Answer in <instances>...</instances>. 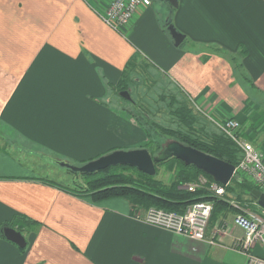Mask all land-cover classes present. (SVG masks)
I'll return each mask as SVG.
<instances>
[{
  "label": "crops",
  "instance_id": "obj_1",
  "mask_svg": "<svg viewBox=\"0 0 264 264\" xmlns=\"http://www.w3.org/2000/svg\"><path fill=\"white\" fill-rule=\"evenodd\" d=\"M110 2L0 0V226L16 213L38 223L23 233L25 251L0 236V264H247L231 248L243 229L223 225L242 212L231 203L213 210L210 244L136 219L126 199L93 202L32 174V158L56 171L51 163L144 143L115 98L137 56L190 105L240 120L241 134L264 152V0H152L119 30L100 14ZM170 23L185 35L179 45ZM230 182L223 197L264 216L256 198L233 194L256 185L242 174Z\"/></svg>",
  "mask_w": 264,
  "mask_h": 264
},
{
  "label": "trees",
  "instance_id": "obj_2",
  "mask_svg": "<svg viewBox=\"0 0 264 264\" xmlns=\"http://www.w3.org/2000/svg\"><path fill=\"white\" fill-rule=\"evenodd\" d=\"M136 58L137 60H135L134 57L128 62L123 72L122 82L118 83L119 91L128 88L129 84L127 83L126 85H123V82L132 79L128 76L130 70H136V68H138V56ZM138 80L139 78H134V81ZM184 98L185 100H183V102L179 104V107L174 110L182 124V128L176 129L159 126L157 132L165 133V136L168 137L177 136V139L187 145H191L206 153L212 154L234 164L235 166L238 165L243 154L235 142L217 127L216 130L212 129L206 131L204 130V124H196L200 121V119L197 118L199 116L194 112V109L188 105L189 102L187 97L184 96ZM130 114L132 117V113ZM142 118L145 119V122L138 117L137 120L146 132L148 140L137 147H146L150 150L152 155H155L161 149L162 143L156 139L157 136H154L151 128L148 129L146 127L149 123V114L146 115L143 113ZM116 148L117 147L109 148V150L100 153L93 158L113 151ZM118 148H136V146H121ZM167 163H170L169 168L173 171L174 175L173 180L170 182H166L158 176L159 167ZM155 166V175L145 173L137 167L123 164L108 166L91 173L74 172L68 168L70 171H73L76 176L73 180L75 182L73 186H64L52 180H48L52 184H57L58 186L65 188L72 194L90 199L93 202H100L112 198L126 199L133 206V214L150 206L184 212L189 204L199 200H212L214 202V209L217 208L218 204L230 203L225 197L215 195L213 192L205 188H197L194 191L181 188V185L185 182L193 181L200 175H206L210 180H214L211 175L205 173L193 164H186L183 160L177 157H171L167 160L156 162ZM230 184L231 182H229L227 186L229 187ZM257 188L260 187L257 186ZM6 225H10L22 233H28L34 230V226L38 225V223L22 213H16L12 219L0 226L1 237H5L3 235V226ZM28 245L29 241L27 240V245L22 248L20 247L21 250L25 251Z\"/></svg>",
  "mask_w": 264,
  "mask_h": 264
},
{
  "label": "built area",
  "instance_id": "obj_3",
  "mask_svg": "<svg viewBox=\"0 0 264 264\" xmlns=\"http://www.w3.org/2000/svg\"><path fill=\"white\" fill-rule=\"evenodd\" d=\"M151 3L152 0H111L105 12L100 14L109 26L119 30L130 22L140 7L149 6ZM192 104L209 122L229 136L241 150L243 157L236 165L234 174H242L264 191V152L241 134L240 120L231 117L218 119L209 115L210 111L196 102L192 101ZM226 187L227 184L210 180L206 175H200L197 179L181 185V188L190 191L205 188L220 197L227 193ZM229 202L240 208L242 212L238 213L232 222H225L223 225H226L230 234L237 226L244 231L243 235L235 237L231 248L243 253L247 258V264H264V255L258 254L254 250L258 245L264 248V216L245 209L235 200ZM213 209L214 202L212 200H199L189 204L184 212L150 206L135 212L133 216L175 234L196 240H206L213 244L214 236H206ZM243 211L246 212L243 213Z\"/></svg>",
  "mask_w": 264,
  "mask_h": 264
},
{
  "label": "rangeland",
  "instance_id": "obj_4",
  "mask_svg": "<svg viewBox=\"0 0 264 264\" xmlns=\"http://www.w3.org/2000/svg\"><path fill=\"white\" fill-rule=\"evenodd\" d=\"M138 68L136 70H130L128 73L131 74L129 78L126 81L123 82V85H126L127 83L132 100H127L126 98L122 97L120 93L118 92L115 96V98L119 101L120 108L123 112V115L126 116L128 119H132V121H135L137 126H140L139 121L137 120V117L145 122V119L142 118V114H149V123L146 126L148 129L151 128L152 133L154 136H157V140L162 143V145L170 139H177V136H165V133H158L157 130H159V126L164 127H171L176 129H181L182 124L179 121V118L176 116L175 111L179 104L185 100L182 93H180L179 89L174 85L165 75L163 76L162 73L152 64L150 65H141V60H139V63L137 62ZM139 78L138 81H134V78ZM124 90V89H123ZM121 91V90H120ZM110 106L116 107L114 104V100L106 99L105 100ZM189 106H191L194 109V112L199 116L197 117L200 119V121L196 124L199 125H205L204 130H216V127L213 126L209 120L194 107V105L191 103H188ZM264 109V108H263ZM132 113V117L131 114ZM209 115L212 116L210 112H208ZM147 122V121H146ZM143 130V128L141 127ZM184 130V129H183ZM218 131V130H217ZM145 135V141L148 140V136L146 132L143 130ZM179 140V139H177ZM144 141V142H145ZM123 147H129L130 145H121ZM121 146H115L116 149H129V148H118ZM109 149L104 150L103 152L107 151ZM115 150V149H114ZM10 153L21 154L19 152V149H10ZM101 152V153H103ZM97 155V154H96ZM92 157V158H91ZM86 157L84 160H79L76 158H73L69 162L74 165H82L86 163L89 160L94 159L93 157ZM25 158V157H24ZM24 158H19L23 160ZM34 162H37L39 165L37 167H34L33 175L40 176L41 178H47L51 179L52 181L64 185V186H73L74 185V178L76 177L73 171H70L67 167L61 166V165H55L51 163V167L53 166L56 168V171L52 170H45L43 168L42 162H40L37 158H32ZM173 164V163H171ZM170 163H167L165 165H161L159 167V174L158 176L162 178L166 182H170L173 180L174 175L173 171L169 168ZM56 173V174H55ZM235 192L233 194L237 195L238 193H242L245 195L242 191V187L235 186Z\"/></svg>",
  "mask_w": 264,
  "mask_h": 264
},
{
  "label": "water",
  "instance_id": "obj_5",
  "mask_svg": "<svg viewBox=\"0 0 264 264\" xmlns=\"http://www.w3.org/2000/svg\"><path fill=\"white\" fill-rule=\"evenodd\" d=\"M173 7H178L179 0H168ZM176 45H179L185 38V35L179 32L176 27L170 23L168 26ZM120 95L127 100H132L130 90L120 91ZM171 157H177L186 164H193L205 173L211 175L213 179L224 185L228 184L235 176V165L229 163L212 154L206 153L191 145H187L180 140H167L161 149L152 155L146 147H136L129 149H115L102 154L82 165H74L68 161H60L61 166H65L74 172L91 173L104 169L112 165H130L137 167L141 171L150 175L156 174V162L167 160ZM245 192L256 198L259 205L264 209V191L254 187L248 182H244ZM3 235L10 241L15 242L20 247L27 245L26 236L19 230L10 225L3 227Z\"/></svg>",
  "mask_w": 264,
  "mask_h": 264
}]
</instances>
